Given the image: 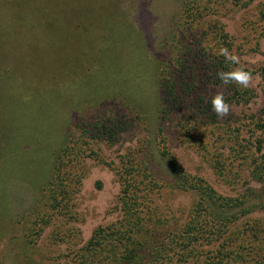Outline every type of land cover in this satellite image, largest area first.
<instances>
[{"label": "rangeland", "instance_id": "obj_1", "mask_svg": "<svg viewBox=\"0 0 264 264\" xmlns=\"http://www.w3.org/2000/svg\"><path fill=\"white\" fill-rule=\"evenodd\" d=\"M183 2L0 0V264H71L96 229L119 222L120 158L130 149H146L144 138L156 136L158 68L174 55V26ZM263 7L264 0H219L210 19L228 34L230 52L240 59L235 66L252 72L264 64ZM216 82L211 77L202 108L222 93L229 115L218 118L209 106L206 115L198 106L188 112L192 125L218 131L211 152L203 150L204 138L181 130L186 115L165 121L169 148L190 175L222 195L261 190L248 173L238 185H228L209 153L236 154L237 128L242 145L250 144L253 152L256 138L264 142V131L253 124V119L264 122V85L254 73L247 89L255 97L239 104L232 101L229 85ZM69 135L82 141V148L89 140L88 152H97L107 164L94 156L82 159L69 212H59L49 206L45 189ZM168 171L160 164L166 179ZM166 200L164 213L181 224L197 196L178 192ZM250 218L264 219V213Z\"/></svg>", "mask_w": 264, "mask_h": 264}, {"label": "trees", "instance_id": "obj_2", "mask_svg": "<svg viewBox=\"0 0 264 264\" xmlns=\"http://www.w3.org/2000/svg\"><path fill=\"white\" fill-rule=\"evenodd\" d=\"M218 1L184 0L174 26V55L163 59L158 68L160 123L156 136L153 141L144 138L142 146L147 142L146 149H130L120 158L117 173L121 219L96 229L71 264H264V219L250 218L264 213L263 140L256 138L251 145L253 152L250 144L242 145L237 128L233 139L238 145L236 154L225 157L209 153L217 174L228 185H238L241 175L248 173L247 177L261 186V190L247 187L232 197L220 194L203 178L190 175L170 150L164 135L165 121L176 115H186L181 130L188 136L200 137L199 140L204 138L203 150L207 153L218 135L215 129L206 133L201 125H192V114L188 113L197 106L205 113L204 108L211 107L207 100L202 108L211 77L221 83L215 76L217 70L236 68L218 55L221 47L231 51L223 26L210 20L216 14ZM259 18L264 21V7ZM208 71L213 74L207 76ZM249 72L257 74L264 85V64L257 72ZM229 86L234 90L235 103L247 104L255 97L248 89ZM253 124L255 129L264 131V122L253 119ZM83 143L84 148L82 141L69 135L67 145L56 155L54 174L45 192L49 206L59 212H69L67 206L75 190L72 184L77 187L82 176L81 160L94 156L103 162L97 152H88L89 140ZM160 164L168 168L169 179L163 177ZM65 180L70 181L68 186ZM178 192H194L197 200L185 222L174 224V215L165 214L164 207L166 198Z\"/></svg>", "mask_w": 264, "mask_h": 264}, {"label": "clouds", "instance_id": "obj_3", "mask_svg": "<svg viewBox=\"0 0 264 264\" xmlns=\"http://www.w3.org/2000/svg\"><path fill=\"white\" fill-rule=\"evenodd\" d=\"M218 55L223 56L225 63L229 66L240 64L239 57L230 52L226 47H221ZM215 76L222 84L235 85L241 89H247L252 80L251 72L244 70L242 67H236L229 71L217 70ZM210 104L212 112L218 118L222 119L229 115L231 106L228 102H226L222 93L214 95Z\"/></svg>", "mask_w": 264, "mask_h": 264}]
</instances>
